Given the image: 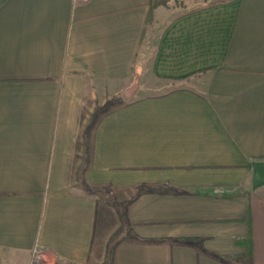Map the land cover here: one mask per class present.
<instances>
[{
    "label": "crops",
    "instance_id": "obj_1",
    "mask_svg": "<svg viewBox=\"0 0 264 264\" xmlns=\"http://www.w3.org/2000/svg\"><path fill=\"white\" fill-rule=\"evenodd\" d=\"M180 2L0 6V264H264V0Z\"/></svg>",
    "mask_w": 264,
    "mask_h": 264
},
{
    "label": "rangeland",
    "instance_id": "obj_2",
    "mask_svg": "<svg viewBox=\"0 0 264 264\" xmlns=\"http://www.w3.org/2000/svg\"><path fill=\"white\" fill-rule=\"evenodd\" d=\"M219 1H222V0H181V2L179 3V13H183V12H186L189 10L201 8L202 6L211 5V4L219 2ZM151 35L154 36L153 41H152V38L149 39L150 35L147 34L145 41H144V44H143V48L146 45H151L152 52H154L156 41L158 40L159 35H156V36H155V34H151ZM189 81L190 80H187V81H185V83H187V82L190 83ZM175 83L176 82L159 81L158 82L159 88H158V91L156 93L157 94L164 93L165 89L175 87ZM201 88H203V87H201ZM35 247H37V246H35ZM33 255H34V251L32 252L31 264H32ZM40 264H43V263L41 262Z\"/></svg>",
    "mask_w": 264,
    "mask_h": 264
},
{
    "label": "built area",
    "instance_id": "obj_3",
    "mask_svg": "<svg viewBox=\"0 0 264 264\" xmlns=\"http://www.w3.org/2000/svg\"><path fill=\"white\" fill-rule=\"evenodd\" d=\"M33 251L34 255L32 259V264H40L41 262L43 264H51V257L46 249L37 246L34 248Z\"/></svg>",
    "mask_w": 264,
    "mask_h": 264
},
{
    "label": "trees",
    "instance_id": "obj_4",
    "mask_svg": "<svg viewBox=\"0 0 264 264\" xmlns=\"http://www.w3.org/2000/svg\"><path fill=\"white\" fill-rule=\"evenodd\" d=\"M6 0H0V6L5 2ZM222 1H232V0H222ZM221 1V2H222ZM213 5V4H211ZM210 5V6H211ZM248 221L249 223H251V218H250V213H249V216H248ZM244 243H246L247 245V251L246 253L241 256V258L247 262L248 264H251V260H252V248H251V240H252V233H251V230L249 232V234L247 235V237L241 239ZM223 259V258H222ZM224 261V259H223Z\"/></svg>",
    "mask_w": 264,
    "mask_h": 264
}]
</instances>
